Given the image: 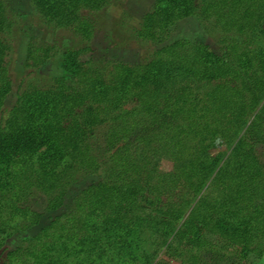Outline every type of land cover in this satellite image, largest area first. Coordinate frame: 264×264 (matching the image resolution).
I'll return each mask as SVG.
<instances>
[{
	"label": "trees",
	"instance_id": "obj_1",
	"mask_svg": "<svg viewBox=\"0 0 264 264\" xmlns=\"http://www.w3.org/2000/svg\"><path fill=\"white\" fill-rule=\"evenodd\" d=\"M31 1L82 45L63 50L69 78L23 91L4 116L13 21L0 0V264H138L149 259L145 242L180 264H206L205 254L262 257L264 167L255 148L264 145V45L256 41L264 0H155L135 36L161 47L139 64L115 63L108 79L83 57L93 15L115 0ZM189 17L219 28V55L202 42L164 44ZM56 54L30 40L24 67L36 73ZM217 141L233 145L226 160L211 154ZM161 159L171 171L160 170ZM89 174L100 181L69 211L5 248L40 222L28 198L41 193L47 212L59 210Z\"/></svg>",
	"mask_w": 264,
	"mask_h": 264
},
{
	"label": "rangeland",
	"instance_id": "obj_2",
	"mask_svg": "<svg viewBox=\"0 0 264 264\" xmlns=\"http://www.w3.org/2000/svg\"><path fill=\"white\" fill-rule=\"evenodd\" d=\"M154 2L155 0H115L101 11L96 12L93 15V20L97 29L90 43L92 51L85 55L83 60H91L98 67L105 68L107 79L115 63L136 65L147 60L161 46L138 40L135 36V30L140 27L143 16L153 9ZM5 5L7 13L13 21V27L8 38L11 50L6 58L11 79V91L4 101V116H7L9 110L16 104L18 95L23 91L45 84L52 78H69L61 69L63 50L80 47L82 43L71 31L53 23H45L31 0H5ZM262 29L263 35H260L256 41L264 45V24ZM220 37L221 32L213 21L209 22L206 27H202L194 17H189L171 27L169 38L164 44L176 40L202 42L219 55L218 41ZM30 40L54 45L57 49L56 56L43 64L36 73H30L24 67L27 44ZM132 106L123 107V111L130 110ZM232 147V144L217 141L211 149V154L219 155L223 160H226ZM255 155L264 167V145L255 148ZM160 170L163 172L171 171L172 163L166 159H161ZM99 181L100 178L96 175L83 176L78 183L70 188L64 198L63 206L56 211L47 212L45 210L46 198L41 193L28 198L23 205L40 213L42 215L40 222L37 226L12 235L6 241L5 248L8 251L13 250L25 238L35 236L56 216L69 211L82 190ZM204 237L213 243L224 245L217 237L210 234H205ZM143 246L149 255V259L140 258L138 264H157L159 260L167 261V264H180V261L175 258L168 259L163 254V249L154 253V249L146 245V242ZM203 261L206 264H264V255L262 257L249 255L245 259H239L223 254H205Z\"/></svg>",
	"mask_w": 264,
	"mask_h": 264
}]
</instances>
